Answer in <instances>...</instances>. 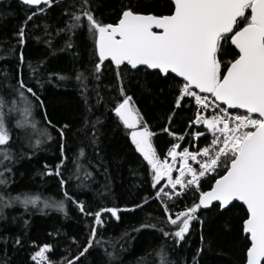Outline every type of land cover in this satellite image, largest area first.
Returning <instances> with one entry per match:
<instances>
[{
    "label": "trees",
    "instance_id": "1",
    "mask_svg": "<svg viewBox=\"0 0 264 264\" xmlns=\"http://www.w3.org/2000/svg\"><path fill=\"white\" fill-rule=\"evenodd\" d=\"M126 11L162 17L174 5L0 1V264H35L44 246L49 264H246V208L199 205L232 159L198 189L154 200L158 177L116 111L130 99L163 155L167 131L184 134L196 106L177 105L183 83L172 75L100 61L98 28ZM249 23L247 12L240 27ZM238 57L224 38L221 76ZM186 212L192 220L173 221Z\"/></svg>",
    "mask_w": 264,
    "mask_h": 264
},
{
    "label": "water",
    "instance_id": "2",
    "mask_svg": "<svg viewBox=\"0 0 264 264\" xmlns=\"http://www.w3.org/2000/svg\"><path fill=\"white\" fill-rule=\"evenodd\" d=\"M3 1V0H0ZM29 7L54 0H19ZM169 16L126 11L112 25L98 28L101 62L146 68L172 75L219 103L264 120V0H170ZM249 8L251 24L239 28ZM225 37L239 53L216 85V56ZM205 210L233 204L248 212L244 234L250 248L246 264H264V124L240 147L227 172L204 192Z\"/></svg>",
    "mask_w": 264,
    "mask_h": 264
},
{
    "label": "built area",
    "instance_id": "3",
    "mask_svg": "<svg viewBox=\"0 0 264 264\" xmlns=\"http://www.w3.org/2000/svg\"><path fill=\"white\" fill-rule=\"evenodd\" d=\"M196 103L200 107L206 105V108L192 120L184 136L175 137L177 140L169 148L159 167L167 175L169 180L167 184L173 189L174 195L183 194L191 185L200 182L205 175L214 173L220 158L226 156L236 146L238 138L261 123L260 120L253 123L252 120L225 112L212 100L208 104L203 98H198ZM197 128H203L208 132H204L205 134L196 132ZM212 130L217 135H211L210 144L201 146L209 140L206 136L211 134ZM47 250V248L41 250L33 257V261L36 264H44Z\"/></svg>",
    "mask_w": 264,
    "mask_h": 264
},
{
    "label": "rangeland",
    "instance_id": "4",
    "mask_svg": "<svg viewBox=\"0 0 264 264\" xmlns=\"http://www.w3.org/2000/svg\"><path fill=\"white\" fill-rule=\"evenodd\" d=\"M127 106L124 109V112L122 110L119 109L118 114L119 117L121 118V120L125 123L128 127H138L139 128V116L138 113L136 111V109L134 108V106H132L131 101L130 102H126ZM127 111V112H126ZM6 132L3 129V126L0 124V144L2 145L7 139H6ZM138 135L137 133H135L134 137L136 142H139L140 145L138 146V148L140 149L141 153L146 156V158L149 161V155L152 154L154 152V149L152 147V145H148L147 140L145 139V136L143 134H141L138 138H136ZM154 200H158V199H154ZM164 205H166L164 203ZM168 213V212H167ZM170 219H172V215L169 213ZM193 219V215H190L189 212H186L182 215L177 216L175 219H173V221H183V223H187L189 222V220ZM98 223V222H97Z\"/></svg>",
    "mask_w": 264,
    "mask_h": 264
},
{
    "label": "bare ground",
    "instance_id": "5",
    "mask_svg": "<svg viewBox=\"0 0 264 264\" xmlns=\"http://www.w3.org/2000/svg\"><path fill=\"white\" fill-rule=\"evenodd\" d=\"M167 133H168V136L171 135V134H173V133H171V132H169V131H167ZM184 133H185V132H184ZM173 135H174V134H173ZM182 135H183V134H182ZM168 148H169V146H168ZM168 148H167V149H168ZM156 189H157V188H156ZM163 192H165V191L162 190V189L159 187L156 193H163ZM154 197H155V196H154ZM154 199H155V198H154ZM161 201H163V200H161ZM166 208H167V206H166ZM229 208H230V207H229ZM38 253H39V251H38L36 254H38ZM36 254H35V255H36ZM35 255H34V256H35Z\"/></svg>",
    "mask_w": 264,
    "mask_h": 264
},
{
    "label": "crops",
    "instance_id": "6",
    "mask_svg": "<svg viewBox=\"0 0 264 264\" xmlns=\"http://www.w3.org/2000/svg\"><path fill=\"white\" fill-rule=\"evenodd\" d=\"M127 103H128V101H127ZM123 111V110H122ZM124 112V111H123ZM127 112V111H126ZM125 122V121H124ZM126 124V123H125Z\"/></svg>",
    "mask_w": 264,
    "mask_h": 264
}]
</instances>
